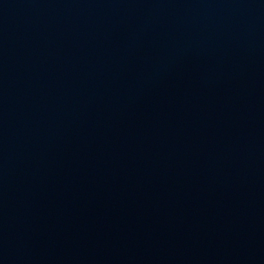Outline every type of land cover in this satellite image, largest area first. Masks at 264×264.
<instances>
[{
	"label": "water",
	"instance_id": "water-1",
	"mask_svg": "<svg viewBox=\"0 0 264 264\" xmlns=\"http://www.w3.org/2000/svg\"><path fill=\"white\" fill-rule=\"evenodd\" d=\"M0 264H264V0H0Z\"/></svg>",
	"mask_w": 264,
	"mask_h": 264
}]
</instances>
